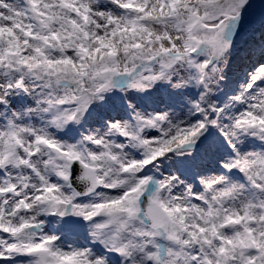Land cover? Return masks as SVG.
I'll use <instances>...</instances> for the list:
<instances>
[{"label":"snow or ice","instance_id":"6c2138e0","mask_svg":"<svg viewBox=\"0 0 264 264\" xmlns=\"http://www.w3.org/2000/svg\"><path fill=\"white\" fill-rule=\"evenodd\" d=\"M0 264H264V0H0Z\"/></svg>","mask_w":264,"mask_h":264}]
</instances>
